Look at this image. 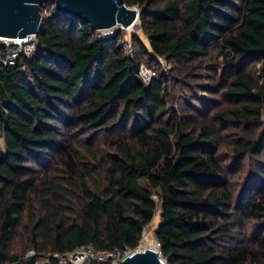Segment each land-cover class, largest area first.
<instances>
[{
    "label": "trees",
    "instance_id": "16d2710c",
    "mask_svg": "<svg viewBox=\"0 0 264 264\" xmlns=\"http://www.w3.org/2000/svg\"><path fill=\"white\" fill-rule=\"evenodd\" d=\"M123 1L151 52L47 0L0 64V264L134 251L158 210L166 264H264V0Z\"/></svg>",
    "mask_w": 264,
    "mask_h": 264
},
{
    "label": "water",
    "instance_id": "95a60500",
    "mask_svg": "<svg viewBox=\"0 0 264 264\" xmlns=\"http://www.w3.org/2000/svg\"><path fill=\"white\" fill-rule=\"evenodd\" d=\"M46 1L0 0V38L16 40L36 36L42 22L40 7ZM54 5L60 15L78 19L95 32L128 28L139 20L140 13L135 7H127L123 0H54ZM145 47L151 52L149 43ZM137 248L118 264H166L160 252L137 251Z\"/></svg>",
    "mask_w": 264,
    "mask_h": 264
},
{
    "label": "built area",
    "instance_id": "2783aa9c",
    "mask_svg": "<svg viewBox=\"0 0 264 264\" xmlns=\"http://www.w3.org/2000/svg\"><path fill=\"white\" fill-rule=\"evenodd\" d=\"M120 28L113 27L107 30H100L96 32V36L100 40L112 39ZM0 47L6 48V56L0 60L3 66H13L18 55L23 54L28 58L33 57L37 52L36 36H30L26 39L8 40L0 38ZM121 47L130 57L133 55L132 46L130 43H122ZM139 76L145 84H149L155 78V74L145 67L141 66ZM148 80V83L144 79ZM160 224V221L158 225ZM146 230V229H145ZM144 230V232H145ZM143 232V234H144ZM133 251L120 252L118 250L96 251L92 246H85L77 249L65 257H58V264H118L126 257H130ZM35 252L30 250L26 253L25 258H33ZM34 264H49L48 259H37Z\"/></svg>",
    "mask_w": 264,
    "mask_h": 264
},
{
    "label": "rangeland",
    "instance_id": "374dc122",
    "mask_svg": "<svg viewBox=\"0 0 264 264\" xmlns=\"http://www.w3.org/2000/svg\"><path fill=\"white\" fill-rule=\"evenodd\" d=\"M136 9H138L140 11L139 8L135 7ZM139 21V20H138ZM134 26V25H133ZM131 27L129 29H122L120 28L117 32L120 34L121 39L123 41V43H130L132 41V38L134 35L135 38H137L144 46L148 45V40L147 38L144 36L143 32L141 31L140 28V21H139V25H137L135 27ZM160 64H161V71L165 74H168L169 71V66L166 64V62L162 59L159 60ZM151 72H153V70H150ZM146 81V83H148V80L145 78L144 79ZM264 162V156L261 159ZM248 177V175L246 176V178ZM245 178V177H244ZM156 200V198H154ZM161 218V212L158 210L154 216V218L152 219L150 225L148 226V228L145 230L141 243L139 245V248H141L142 246H144V248H151V249H157V252H160V247L156 245V240H155V236H154V232L155 229L160 221Z\"/></svg>",
    "mask_w": 264,
    "mask_h": 264
},
{
    "label": "bare ground",
    "instance_id": "6f19581e",
    "mask_svg": "<svg viewBox=\"0 0 264 264\" xmlns=\"http://www.w3.org/2000/svg\"><path fill=\"white\" fill-rule=\"evenodd\" d=\"M134 25V26H133ZM133 25H131L130 27H128V28H123V29H129V28H131L132 26L133 27H135L136 26V28H137V25H139V21L137 20ZM145 249H151V248H144V246H142L141 248H137V251H143V250H145ZM154 250V249H153ZM157 249H155V251H156Z\"/></svg>",
    "mask_w": 264,
    "mask_h": 264
}]
</instances>
